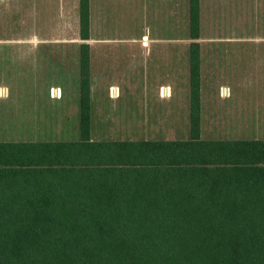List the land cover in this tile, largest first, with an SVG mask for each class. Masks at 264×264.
Returning <instances> with one entry per match:
<instances>
[{
	"label": "trees",
	"instance_id": "trees-1",
	"mask_svg": "<svg viewBox=\"0 0 264 264\" xmlns=\"http://www.w3.org/2000/svg\"><path fill=\"white\" fill-rule=\"evenodd\" d=\"M90 7L78 0L82 39ZM81 46L80 139L0 141V264H264V140L201 137L200 42L182 140L92 139Z\"/></svg>",
	"mask_w": 264,
	"mask_h": 264
},
{
	"label": "rangeland",
	"instance_id": "rangeland-1",
	"mask_svg": "<svg viewBox=\"0 0 264 264\" xmlns=\"http://www.w3.org/2000/svg\"><path fill=\"white\" fill-rule=\"evenodd\" d=\"M60 3L0 0V141L80 139L82 43L90 47L92 139H188L195 40L203 48L201 137L264 140V0H201L198 39L190 37L186 0H90L89 39L80 37L78 2L70 0L67 32ZM47 39L58 46L48 48ZM59 44L68 45V75ZM22 106L38 115L68 106V123L20 134L13 110ZM159 118L165 126L149 130Z\"/></svg>",
	"mask_w": 264,
	"mask_h": 264
},
{
	"label": "crops",
	"instance_id": "crops-1",
	"mask_svg": "<svg viewBox=\"0 0 264 264\" xmlns=\"http://www.w3.org/2000/svg\"><path fill=\"white\" fill-rule=\"evenodd\" d=\"M78 2V0H76V3ZM188 7H186V12L189 13V0H186ZM201 3V0H200ZM69 4H70V0H61L60 3V7H61V13H60V17L62 18V25H63V19H64V23L66 25V32H67V22L69 19ZM207 10V9H206ZM170 14V13H169ZM176 10L175 8H173L172 11V16L173 18H176ZM53 18H58V15L53 16ZM186 18H189V15L186 14ZM49 42H47L48 44V48L50 49H54V47H57L58 44L57 43H53L52 39H47ZM62 50V53L65 51V61H66V74L68 75V67H67V61H68V45L67 44H59ZM161 49L162 50H170V46L166 45L165 43L161 44ZM213 45H209L206 44V51H210L213 50L212 47ZM190 48V47H189ZM201 50H203V48H201ZM190 54V53H189ZM202 56V54H201ZM94 57L97 58L96 54L94 55ZM212 58L216 57V54H211ZM202 60V57H201ZM203 61V60H202ZM54 89V94L56 97H59L60 95H62L61 90H59V87H53ZM163 91L166 93V95H169V90H168V86L165 87V90L163 89ZM66 111L63 112V107H54L52 108V110L48 111L46 115H38L35 112L31 113V109H29V106H22L20 107L18 110H13V126H12V130L15 132H19L20 134L25 132L28 133L29 130L31 131H35V130H43V131H47V130H52L50 129V126L48 127L47 125H49V123H52L54 125L55 130L59 131L64 129V125H66L68 123V118H69V109L68 106L65 109ZM175 113L173 112L172 114V118L170 120H168V122L170 123L169 125V129H175V123H176V118H175ZM133 115V114H132ZM163 121V118H159V119H155L153 121H148L147 124L149 125V127H147L149 130H154V129H162L163 124H161V122ZM187 122L189 124V121L187 119ZM141 123L143 124V120L141 121ZM47 124V125H46ZM163 125V126H162ZM202 125L201 124V129H202ZM42 126V127H41ZM26 128V129H24ZM144 128V127H141ZM28 130V131H27ZM79 140V139H77ZM135 140V139H134ZM2 141V140H1ZM15 141H32V142H37V141H47V140H15ZM50 141H63V140H50Z\"/></svg>",
	"mask_w": 264,
	"mask_h": 264
}]
</instances>
